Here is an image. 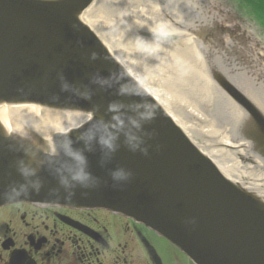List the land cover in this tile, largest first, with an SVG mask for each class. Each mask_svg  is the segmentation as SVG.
<instances>
[{
    "label": "water",
    "instance_id": "95a60500",
    "mask_svg": "<svg viewBox=\"0 0 264 264\" xmlns=\"http://www.w3.org/2000/svg\"><path fill=\"white\" fill-rule=\"evenodd\" d=\"M220 15L0 0V207L105 209L193 264H264V51L234 53L248 27Z\"/></svg>",
    "mask_w": 264,
    "mask_h": 264
},
{
    "label": "flooded vegetation",
    "instance_id": "af4514ba",
    "mask_svg": "<svg viewBox=\"0 0 264 264\" xmlns=\"http://www.w3.org/2000/svg\"><path fill=\"white\" fill-rule=\"evenodd\" d=\"M231 10L222 8L220 22L242 25L240 21L230 22L235 18ZM246 27L252 44L243 36L234 35L233 52L240 54L244 46L255 51L260 47L264 51V38L257 37V33L264 35L259 24ZM225 39L229 42L230 38ZM0 264L192 262L175 245L146 226L105 209L14 203L0 207Z\"/></svg>",
    "mask_w": 264,
    "mask_h": 264
},
{
    "label": "rangeland",
    "instance_id": "374dc122",
    "mask_svg": "<svg viewBox=\"0 0 264 264\" xmlns=\"http://www.w3.org/2000/svg\"><path fill=\"white\" fill-rule=\"evenodd\" d=\"M223 9H232V13H235V18L230 22L242 23L243 26L253 25L258 23L260 29L264 32V0H217ZM238 14H241L239 17ZM252 30V28H251ZM257 37L264 38V35L257 33ZM263 41V40H262ZM264 42V41H263ZM264 56V52L260 51ZM262 87L261 92L264 91V85L257 86ZM264 95V92H263Z\"/></svg>",
    "mask_w": 264,
    "mask_h": 264
},
{
    "label": "clouds",
    "instance_id": "9594fccd",
    "mask_svg": "<svg viewBox=\"0 0 264 264\" xmlns=\"http://www.w3.org/2000/svg\"><path fill=\"white\" fill-rule=\"evenodd\" d=\"M21 174H22V175H24V176H27V175H28V173H26V172H23V171L21 172ZM74 179H77V180H79L80 178H79V177H74Z\"/></svg>",
    "mask_w": 264,
    "mask_h": 264
}]
</instances>
